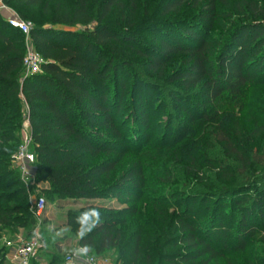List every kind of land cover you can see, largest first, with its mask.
I'll use <instances>...</instances> for the list:
<instances>
[{
  "label": "trees",
  "instance_id": "obj_1",
  "mask_svg": "<svg viewBox=\"0 0 264 264\" xmlns=\"http://www.w3.org/2000/svg\"><path fill=\"white\" fill-rule=\"evenodd\" d=\"M58 1L2 0L4 5L13 7L22 16H26V11L42 7L46 15L52 16L53 23L66 26L81 24L87 29L85 32L47 29L45 22L33 18L30 37L44 63L41 72L27 75L23 64L25 43L20 40V34L26 35L0 16V232L21 226L31 234L37 225L20 174L9 172L5 162L17 148L18 139L13 132L21 128L22 96H25L30 105L37 180L50 185V189L42 192L59 200L84 198L91 201L81 210L70 212L69 225L77 234L81 227L77 217L81 213L90 214L92 209L100 212L99 223L81 239L82 244L93 247L96 253L117 249L127 258L128 264H137L144 257L152 264V253L144 254V249H147L144 228L149 226L144 221L147 207L141 204L115 211L105 208L97 200L109 197L122 199L123 194L133 196L141 186L151 184L168 196L186 195L195 178L193 187L207 174L204 167L210 166L216 147L220 152L226 151L225 154L228 153L235 159V164L243 168L231 171L230 175L224 169L212 174V179L220 184L209 190L211 197L223 199L251 189L258 176H264V168H255L251 160L239 156L231 146L229 133L226 137L213 134V125L220 122V114L218 110L212 113L205 109L198 118L190 115L188 124L184 125L182 132L174 134L173 140H166L168 130L165 142L149 146L159 155H147L146 146L138 147L134 153L139 159L107 185L105 181L116 171L119 159L131 143L125 126L118 123V115L124 106L123 98L129 89L124 76L129 73L127 69L131 65L127 55L134 53L148 59L147 69L155 73L164 71L174 55L185 54V65L171 80L185 90H199L205 101L213 104L225 92L237 96L247 85L264 87V23L235 22L236 26L231 31L228 28L222 43L187 30L190 44L176 38H162L159 48L148 53L137 48L131 42L133 37L124 30L117 32L105 22L112 16L114 7L123 0H100L99 9H93L96 0H76L74 7L70 8H63ZM188 1L174 0L167 5L165 13L181 8ZM216 1L210 0L212 11ZM241 1L238 14L244 18L264 16V8L258 1ZM54 2L56 7L52 10L50 4ZM93 23L94 26L89 28ZM137 89L130 112L132 121L136 122V131L141 135L149 128L153 92L141 85ZM171 93L178 105L185 100L179 91ZM196 108L203 109V106L196 104ZM182 110L188 111V108ZM260 113L251 124L255 140L264 136V113ZM195 133L203 134L200 140L194 137ZM212 135L217 138L216 142H211ZM184 141L190 142L186 144ZM115 153L119 154L117 159L109 157ZM99 155H106L107 159L91 165V159ZM148 167H152L153 172ZM13 200L16 202H11ZM246 201H249L246 196L238 197L234 201L235 208ZM124 202L129 200L124 198ZM161 202L154 199L150 204L154 207V216H162L163 210L158 207L162 204L173 208L170 215L173 217L166 225L156 228L160 240L156 244L158 248L153 246L156 253H160L156 264H210L217 254L214 239L228 234L222 214L217 217L218 222L206 230L191 215L194 204H184L179 211V204ZM255 203L252 209L244 210L245 214L237 224L236 251L246 250L248 239L255 234L253 213L256 210L264 221V201L259 197ZM92 222L86 220V223ZM48 244L52 245L53 241L49 240ZM5 250L0 248V253L4 254ZM62 263L56 256L49 260V264ZM250 264H264V259Z\"/></svg>",
  "mask_w": 264,
  "mask_h": 264
},
{
  "label": "rangeland",
  "instance_id": "obj_2",
  "mask_svg": "<svg viewBox=\"0 0 264 264\" xmlns=\"http://www.w3.org/2000/svg\"><path fill=\"white\" fill-rule=\"evenodd\" d=\"M98 1L100 0H96L93 4V9H99ZM173 1L174 0H123L121 4L114 7L112 16L107 18L105 22L117 32L124 30V32L128 33L127 35L133 37L131 42H133L137 48L148 53H153L154 49L159 48L162 38H176L182 41V43L190 44L191 41H189V37L186 35L187 30H193L202 37L204 36L212 39L215 42L220 40L222 43L228 28H230L229 30L231 31L236 26L235 22L245 23V21H251V24L264 23V16L262 15L244 18L238 14L241 10V0H217L214 11H212L210 0H189L184 3L181 8L174 9L168 14L165 13L167 5L171 4ZM255 1H258L259 5L264 8V0ZM55 3L56 2L50 4L52 10H55ZM58 4H62L63 8H70L74 7L76 0H59ZM25 14L26 16H22L13 7L6 6L3 3L0 5V16L7 22H9L12 17H20L22 20L30 23L33 28V18H36L45 22L44 24H46L45 27L47 29L54 28L58 30H71L74 32H85L87 29L86 26L81 24L66 26L53 23L51 21L52 16L46 15L47 13L42 7L34 11H26ZM52 14H55V11H53ZM205 18L207 20H205ZM94 24L95 23L91 24L89 28H92ZM20 40L25 43L24 55L29 49L35 50L31 37L29 40L27 36L20 34ZM130 52L131 51H129V53ZM127 59L130 61L131 65H129L127 69L129 73L124 74V76L127 78V87L129 89L123 98L124 106L118 115V123L125 126L127 138L131 143L127 151L119 159L116 171L105 181L107 185L111 184L118 174L126 172L130 165L138 158L134 153L138 147L146 146L147 155H159L158 151L151 150L149 146L155 147V145L159 144L161 141L165 142L168 130L169 136L166 140H173L174 134L182 132L184 125L188 124L190 115L193 118H198L205 109H209L212 113L218 110L220 114V122L213 125V134L216 136L222 134V137H226L229 133L230 139L232 140L230 141L231 146L236 150L239 156L244 157L245 160H251L253 163L252 166L255 168H264V136L255 140L251 133V124L255 120V116L261 114L260 112L264 113V87L262 85H247L242 88L237 96L225 92L223 96L218 99V102L216 99L212 104L205 101V98L200 95L199 90H185L178 82H173L171 80L177 70L185 65V54L174 55L168 62L167 68L164 71H157L155 73L147 69L146 62L148 59L141 58L134 53L131 55L128 54ZM140 85L153 92V99L149 108V128L145 134L143 133L141 135L136 131V122L132 121V112H130L132 108L131 103L134 102L132 100L138 92L137 88ZM173 91H179L185 99L179 105L171 96V92ZM22 97L24 100L23 122L21 128L13 132L18 139L17 148L11 157L5 161L8 165L7 170L20 174L19 177L21 176V172L14 162V158L17 151L25 144L26 136L30 138L28 150L35 154L37 162L35 143L32 136L33 127L29 119L30 105L25 96ZM196 104L202 105L203 109H197ZM186 107L188 111L182 110ZM200 134V136L203 135L202 133ZM200 136L199 133L194 134V137L199 138V140L201 139ZM216 141L217 138L212 135L211 142ZM188 142L184 141L183 143L187 144ZM220 146H223L222 143ZM216 149V153H214L215 156L212 157L210 161V166L204 167L207 174L202 176L203 179L198 180L196 186L193 187L196 183L195 178L194 183L190 187V192L186 195L168 196V194H162L157 191L151 184L141 186L134 192L133 196L123 194L122 199L109 197L96 201L101 203L105 208L115 211L140 206L141 204L147 207L144 221L148 223L149 226L144 228V232L147 234V249H144V254L149 255L152 253V264H156L160 256V253H156L154 249V247L158 248L156 244L160 243V240L157 238L158 233L156 228L161 225H166L173 217L170 216L173 212V208L162 204L158 205V207L163 210L162 216H154V207L151 206L154 199L160 202L162 201L163 203H169L170 205L179 204V211L183 209L184 204H194L190 211L191 215L196 218L200 227L206 230H210L212 224L217 221V217L222 214L224 224L228 227V234L225 235L226 237L223 236L218 240L214 239L213 246L217 254L211 260L210 264H250L257 263L262 258L264 259V221L258 216V210L253 213L255 216V234L248 239L246 250L236 251L234 249L238 242L237 224L241 216L245 214L244 210L255 207V200L259 197L264 201V176L259 175L256 179V183H254L251 189L242 193H237L235 196L223 199L221 197H211L212 193H209V190L216 188L217 185L220 184L218 180L212 179V174L220 169H224L227 175H230L234 170L243 168L242 165L235 164V159L229 157L228 153L225 154L226 151L220 152L217 147ZM109 157L117 159L119 154H111ZM105 159H107L106 155H99L91 159L90 162L91 165H95ZM234 167L236 168L234 169ZM152 169V167H148V170L153 172ZM146 176L148 178V173H146ZM23 183L28 195L30 210H32L33 203L40 197L45 199L46 207L41 216H35L37 225L33 233L28 234L25 227L21 226H17L16 230L10 229L0 232V248H6L4 251L5 257L4 254L0 253V262L3 260L2 264H9L6 258L9 252L8 243H16L20 240H30L32 238H36L39 242L38 259L46 263H49V260L55 256L57 259L64 262L68 254L87 246L90 249L89 253L95 256L99 261H102L103 264H128L127 258L122 256L117 249L96 253L93 247L82 244L81 238L69 225L70 212L72 210H81L91 201L84 198H69L64 200H59L56 197L49 198L45 192H42L43 189H50L48 183L43 185V189L34 187L30 183L26 184L24 181ZM193 188H197L196 191H193ZM199 190H204V192L202 193ZM241 196H246L249 201L235 208L234 201L237 200L238 197L242 198ZM209 197H211V199H208ZM124 198H127L129 202L125 203ZM11 202L16 201L13 200ZM92 230L90 232H92ZM202 234L205 236L206 233L202 232ZM49 240L53 241L52 245L48 244ZM158 250H160V247L157 251ZM35 263L36 260L33 259L32 264ZM137 264L149 263L146 261V257H144L139 260Z\"/></svg>",
  "mask_w": 264,
  "mask_h": 264
},
{
  "label": "built area",
  "instance_id": "obj_3",
  "mask_svg": "<svg viewBox=\"0 0 264 264\" xmlns=\"http://www.w3.org/2000/svg\"><path fill=\"white\" fill-rule=\"evenodd\" d=\"M9 23L14 28L21 30L30 40L32 26L30 23L22 20L20 17H12ZM44 60L41 55L34 49H29L23 59V64L27 75H34L42 70ZM30 138L26 136L25 144L15 154L14 162L17 164L23 181L26 184H32L34 187L43 189V185L47 182L38 181L36 173V156L28 150ZM46 207V201L40 197L32 205V211L36 216H41ZM39 242L36 238L30 240H20L16 243H8L9 252L6 258L9 264H32V260H36L35 264H49L40 261L37 257L39 250ZM62 264H103L95 256L89 252L86 256L79 257L73 253L68 254Z\"/></svg>",
  "mask_w": 264,
  "mask_h": 264
},
{
  "label": "clouds",
  "instance_id": "obj_4",
  "mask_svg": "<svg viewBox=\"0 0 264 264\" xmlns=\"http://www.w3.org/2000/svg\"><path fill=\"white\" fill-rule=\"evenodd\" d=\"M87 221H94L92 223H86ZM100 221V212L97 209H92L89 213H81L80 216L77 217V223L81 225L80 230L78 232V236L83 239L87 232H90L93 227ZM89 248L87 246L77 249L74 252V255L83 257L86 256L89 252Z\"/></svg>",
  "mask_w": 264,
  "mask_h": 264
},
{
  "label": "crops",
  "instance_id": "obj_5",
  "mask_svg": "<svg viewBox=\"0 0 264 264\" xmlns=\"http://www.w3.org/2000/svg\"><path fill=\"white\" fill-rule=\"evenodd\" d=\"M2 4L1 0H0V5Z\"/></svg>",
  "mask_w": 264,
  "mask_h": 264
}]
</instances>
